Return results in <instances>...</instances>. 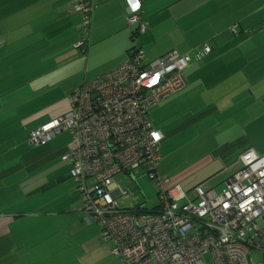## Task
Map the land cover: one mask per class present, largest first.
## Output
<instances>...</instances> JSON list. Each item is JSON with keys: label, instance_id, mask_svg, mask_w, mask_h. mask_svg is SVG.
Masks as SVG:
<instances>
[{"label": "crops", "instance_id": "obj_1", "mask_svg": "<svg viewBox=\"0 0 264 264\" xmlns=\"http://www.w3.org/2000/svg\"><path fill=\"white\" fill-rule=\"evenodd\" d=\"M93 1L82 54L76 0H0V264H121L97 222L79 213L78 182L62 160L70 132L44 147L29 134L67 114L75 90L121 66L133 47L148 60L212 48L192 56L187 87L148 112L164 136L158 173L167 188L217 192L241 154H264L263 0H144L142 34L127 24V0ZM116 178L119 209L144 212L141 196L121 204L130 189Z\"/></svg>", "mask_w": 264, "mask_h": 264}, {"label": "built area", "instance_id": "obj_2", "mask_svg": "<svg viewBox=\"0 0 264 264\" xmlns=\"http://www.w3.org/2000/svg\"><path fill=\"white\" fill-rule=\"evenodd\" d=\"M143 3L126 2V21L137 27L136 34L146 31ZM93 7V0L73 6L82 17L83 37L75 45L82 54ZM211 51L206 43L187 55L172 51L148 60L144 50L133 47L121 66L75 90L67 114L29 134L31 145L44 147L70 132L72 145L62 160L78 182L79 213L97 222L121 264H206L208 253L214 264H264V154L244 152L220 192L196 187L193 199L180 185L167 188L169 180L158 173L164 136L148 112L187 87L184 72L192 56ZM141 170L155 185L158 210L119 209L110 191L115 177Z\"/></svg>", "mask_w": 264, "mask_h": 264}, {"label": "rangeland", "instance_id": "obj_3", "mask_svg": "<svg viewBox=\"0 0 264 264\" xmlns=\"http://www.w3.org/2000/svg\"><path fill=\"white\" fill-rule=\"evenodd\" d=\"M72 139V138H71ZM139 172V173H138ZM136 174L137 181L132 182L129 177H131V173L127 174H119L116 177V184L123 187V188H128L130 189V193L128 196H126L122 201L121 204H129L131 202H134L135 198H139V196L142 197V201H144V208L152 211L156 206H158L159 201H158V195H157V190L155 188L154 183L152 180L145 174L143 170L138 171ZM222 189V188H221ZM221 189L217 187V192H220ZM142 192L145 193L146 196L142 194ZM190 199L194 198V195L190 194ZM148 200V202H147ZM136 202H134L135 204ZM204 261L206 264H214V261L208 253L207 255L204 256Z\"/></svg>", "mask_w": 264, "mask_h": 264}, {"label": "trees", "instance_id": "obj_4", "mask_svg": "<svg viewBox=\"0 0 264 264\" xmlns=\"http://www.w3.org/2000/svg\"><path fill=\"white\" fill-rule=\"evenodd\" d=\"M143 211H144V213H149L150 212V210H148V209H142Z\"/></svg>", "mask_w": 264, "mask_h": 264}, {"label": "snow or ice", "instance_id": "obj_5", "mask_svg": "<svg viewBox=\"0 0 264 264\" xmlns=\"http://www.w3.org/2000/svg\"><path fill=\"white\" fill-rule=\"evenodd\" d=\"M134 7L136 6V5H133Z\"/></svg>", "mask_w": 264, "mask_h": 264}]
</instances>
